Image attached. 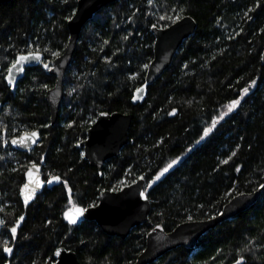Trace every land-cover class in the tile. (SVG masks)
Returning a JSON list of instances; mask_svg holds the SVG:
<instances>
[{
	"label": "trees",
	"instance_id": "16d2710c",
	"mask_svg": "<svg viewBox=\"0 0 264 264\" xmlns=\"http://www.w3.org/2000/svg\"><path fill=\"white\" fill-rule=\"evenodd\" d=\"M76 5L0 2V264H46L60 246L74 250L80 264H135L151 229L170 231L182 221L208 218L235 194L264 186V0H116L104 6L82 28L52 124L45 94L56 76L44 65L67 44ZM185 14L197 20L195 32L148 85L145 99L134 103L153 58L152 27ZM29 51L43 52V62L27 67L13 90L5 74ZM235 100L239 105L228 112ZM115 110L133 113L129 141L100 172L79 143L100 112ZM34 129L42 136L34 150L12 147V137ZM32 160L42 165L47 183L26 204L20 189ZM138 178H144L151 211L127 237L106 233L95 220L67 218L74 207L96 204L103 190ZM150 264H264V188L250 208L209 229L195 247H176Z\"/></svg>",
	"mask_w": 264,
	"mask_h": 264
},
{
	"label": "water",
	"instance_id": "95a60500",
	"mask_svg": "<svg viewBox=\"0 0 264 264\" xmlns=\"http://www.w3.org/2000/svg\"><path fill=\"white\" fill-rule=\"evenodd\" d=\"M10 0H0L5 2ZM116 0H77V5L73 15L68 20L69 39L63 51L57 55L50 64H47V72L56 76L53 86L46 91L45 98L50 109L51 123L55 124L58 120L60 109L65 97L64 77L72 63L77 43L83 26L89 21L96 12L104 6L115 2ZM197 28V20L191 14H185L171 24L159 27L154 25L152 31L155 35L154 53L150 61L145 81L135 89L133 102H142L147 94L148 85L158 79L169 67L172 59L180 45L185 39L192 35ZM38 53V59H29L23 64V71L13 70L14 79L9 82L8 70L12 64L21 55ZM44 54L41 51H29L19 53L5 74V80L14 90L19 80L24 76L27 67H32L42 63ZM143 91H139V90ZM3 102L0 101V111ZM133 113L123 111H103L100 112L91 126L87 130V136L79 145L83 147V156L89 164L95 166L100 172L106 161L120 154L121 149L129 141V129L132 123ZM36 132L35 142L28 140L25 143L19 141L26 134ZM42 136L39 129L25 131L20 135L11 138L10 143L13 148L20 151H31L41 141ZM17 141V143H13ZM36 165V168H32ZM31 170L32 177L28 173ZM32 179L34 183L30 185L35 187V182H39L35 194L29 202L36 199L42 192L47 180L43 178L42 166L39 163L31 164L25 172V181L20 189V196L25 200L23 189L24 185ZM144 178L122 186L119 189H105L101 192L99 201L87 207H75L85 209L82 215H79L76 223L83 220H95L97 224L108 234L117 235L125 238L129 235L132 228L142 224L147 220L151 211V201L145 191ZM264 186L253 191L240 192L232 196L217 214L203 219L185 220L178 223L172 230L166 231L162 228H153L146 235V244L144 249L136 258L135 264H150L159 257L171 251L172 249L185 246L195 247L200 237L209 229L216 227L224 220L230 219L242 211L250 208L261 195ZM74 209V208H73ZM70 210L69 212L73 211ZM21 217L24 218V215ZM0 232L4 221L0 214ZM18 225V226H17ZM22 225V220L11 227L18 229ZM16 231V234H17ZM15 234V236H16ZM59 251V255L56 253ZM46 264H80L77 253L65 246H60L55 251V260Z\"/></svg>",
	"mask_w": 264,
	"mask_h": 264
},
{
	"label": "snow or ice",
	"instance_id": "6c2138e0",
	"mask_svg": "<svg viewBox=\"0 0 264 264\" xmlns=\"http://www.w3.org/2000/svg\"><path fill=\"white\" fill-rule=\"evenodd\" d=\"M39 55L38 53H30L29 55L25 56V55H21L19 56V58L12 64L11 68H9L8 70V77H9V82L11 83L12 80L14 79V75H13V70L16 71H23V64L24 62L28 61L29 59H38ZM46 68L48 67L47 64L44 65ZM139 91H143L142 89ZM245 93L248 92V89L245 88L243 90ZM240 103V100H235L233 101L231 104L227 105V111L231 112L233 109H235ZM227 114V113H225ZM223 116L220 117V119H222ZM217 121H213L212 123V127L214 128L216 125ZM212 131V128H209L206 130L205 135H207L209 132ZM37 136L36 132H32L30 134H26L25 137H23L19 142L20 143H25L28 140H32L33 142H35L34 138ZM13 143H17V141H13ZM233 155H235V153H233ZM177 161H172L164 170L163 172L160 173V176H162L165 172L168 171L169 168H171ZM224 163H227V161H224ZM32 168H36V165H33ZM29 177H32V172L31 170L28 173ZM160 176H157L156 179L158 180L160 178ZM60 178L58 176H53L52 180H59ZM51 182V181H50ZM34 183V181L32 179L29 180L28 184L24 185V189H23V193H24V197H25V203L27 204L29 200L32 199L33 195L35 194L36 191V187H39V182H35V187H31L30 185H32ZM85 209L83 208H75L73 209V211L69 212L66 214L67 218L69 219V221L71 223H76V220L78 218L79 215H82L84 213ZM20 220H23V217H20ZM0 223H2V221H0ZM18 226V225H17ZM17 231L16 227H13L11 229V232L13 234V236H15ZM4 250L8 253L12 252V249L10 247L5 246ZM57 255H59V251L56 253Z\"/></svg>",
	"mask_w": 264,
	"mask_h": 264
},
{
	"label": "flooded vegetation",
	"instance_id": "af4514ba",
	"mask_svg": "<svg viewBox=\"0 0 264 264\" xmlns=\"http://www.w3.org/2000/svg\"><path fill=\"white\" fill-rule=\"evenodd\" d=\"M42 62H43V61H42ZM49 64H50V63H49ZM10 140H11V139H10ZM39 143H40V142H39ZM36 146H37V145H36ZM14 149H15V148H14ZM16 150H17V149H16ZM33 150H34V149H33ZM31 151H32V150H31ZM24 152H30V151H24ZM33 163H36V162L34 161V162H32L31 164H33ZM31 164H30V165H31ZM30 165H29V166H30ZM29 166H28V167H29ZM41 166H42V165H41ZM26 170H27V169H26ZM42 171H43V167H42ZM25 172H26V171H25ZM43 178H44V177H43ZM2 217H3V216H2ZM3 221H4V218H3ZM3 225H4V224H3Z\"/></svg>",
	"mask_w": 264,
	"mask_h": 264
},
{
	"label": "rangeland",
	"instance_id": "374dc122",
	"mask_svg": "<svg viewBox=\"0 0 264 264\" xmlns=\"http://www.w3.org/2000/svg\"><path fill=\"white\" fill-rule=\"evenodd\" d=\"M34 162V160L31 161V163ZM124 186V185H123Z\"/></svg>",
	"mask_w": 264,
	"mask_h": 264
}]
</instances>
